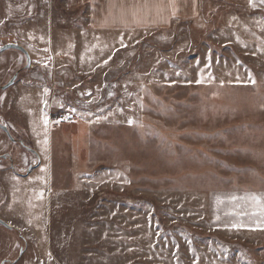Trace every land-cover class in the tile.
Wrapping results in <instances>:
<instances>
[{
  "label": "rangeland",
  "instance_id": "374dc122",
  "mask_svg": "<svg viewBox=\"0 0 264 264\" xmlns=\"http://www.w3.org/2000/svg\"><path fill=\"white\" fill-rule=\"evenodd\" d=\"M9 44L0 264H264V12L0 0Z\"/></svg>",
  "mask_w": 264,
  "mask_h": 264
},
{
  "label": "water",
  "instance_id": "95a60500",
  "mask_svg": "<svg viewBox=\"0 0 264 264\" xmlns=\"http://www.w3.org/2000/svg\"><path fill=\"white\" fill-rule=\"evenodd\" d=\"M7 50H16V51H20V52H22V53H24L25 55H26V57H27V60H28V68L30 67V65H31V60H30V57H29V54H28V52L24 49V48H22L21 46H18V45H13V44H9V45H6V46H4L1 50H0V54L1 53H3V52H5V51H7ZM16 80H17V76H15L5 87H3L2 89L3 90H7V89H9V88H12L13 86H14V84H15V82H16ZM0 127H1V129L8 135V137L10 138V139H12V137H11V135H10V133H9V130L7 129V127H5V126H1L0 125ZM13 140V139H12ZM6 158H8V156H4L2 159L4 160V159H6ZM0 162H1V159H0ZM0 225L1 226H3V227H5V228H7V229H12L11 228V226L9 225V224H7V223H5L3 220H1L0 219Z\"/></svg>",
  "mask_w": 264,
  "mask_h": 264
},
{
  "label": "snow or ice",
  "instance_id": "6c2138e0",
  "mask_svg": "<svg viewBox=\"0 0 264 264\" xmlns=\"http://www.w3.org/2000/svg\"><path fill=\"white\" fill-rule=\"evenodd\" d=\"M250 3L252 5V7H256L257 5L255 3L252 2V0H250ZM260 4L264 5V0H260ZM203 78L201 80H198L197 83H203ZM252 83H255L254 79L252 80ZM47 91V90H46ZM73 111H75L73 109ZM44 125L47 126L48 125V119L45 116L44 121H43ZM42 196V194H41ZM233 200L235 199H239L238 197H233ZM249 199L253 202H255V204L258 207V212H254L253 215H257L259 214L261 217H264V198L257 196V195H252L249 197ZM258 227H264V222H258Z\"/></svg>",
  "mask_w": 264,
  "mask_h": 264
},
{
  "label": "crops",
  "instance_id": "0c3cea01",
  "mask_svg": "<svg viewBox=\"0 0 264 264\" xmlns=\"http://www.w3.org/2000/svg\"><path fill=\"white\" fill-rule=\"evenodd\" d=\"M247 2L249 3V6L252 8L253 11L264 12V5L260 4V0H252V2L257 5L256 7H252L250 0H247Z\"/></svg>",
  "mask_w": 264,
  "mask_h": 264
},
{
  "label": "flooded vegetation",
  "instance_id": "af4514ba",
  "mask_svg": "<svg viewBox=\"0 0 264 264\" xmlns=\"http://www.w3.org/2000/svg\"><path fill=\"white\" fill-rule=\"evenodd\" d=\"M23 252H24V249H23V250H21V252H20V253H21V256H22Z\"/></svg>",
  "mask_w": 264,
  "mask_h": 264
}]
</instances>
